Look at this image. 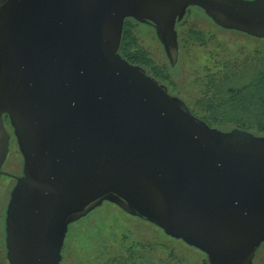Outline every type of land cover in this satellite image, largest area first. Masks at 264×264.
<instances>
[{
    "label": "water",
    "instance_id": "obj_1",
    "mask_svg": "<svg viewBox=\"0 0 264 264\" xmlns=\"http://www.w3.org/2000/svg\"><path fill=\"white\" fill-rule=\"evenodd\" d=\"M189 7L264 40V0H0V117L23 160L5 210L8 264H59L67 227L102 202L207 264H252L264 136L208 127L117 52L129 19L151 26L173 67Z\"/></svg>",
    "mask_w": 264,
    "mask_h": 264
},
{
    "label": "rangeland",
    "instance_id": "obj_2",
    "mask_svg": "<svg viewBox=\"0 0 264 264\" xmlns=\"http://www.w3.org/2000/svg\"><path fill=\"white\" fill-rule=\"evenodd\" d=\"M183 20L182 30H194L201 40L194 36L183 38L181 28H178L177 58L171 68L150 26L129 21L128 29L136 47L133 51L139 56L145 55L156 72L165 77L163 84L169 92L192 110L195 102L201 99V83L204 89L211 86L205 79V83L199 79L206 70L208 75H215L220 69L219 76L224 74L231 78V71L240 69L239 79L244 82L249 68L258 71L264 67V40L218 29L195 9H191ZM209 36L212 38L204 40ZM223 62H227V69L231 62L230 72L223 71ZM217 63L220 66H216ZM233 79L238 82L237 77ZM67 231L60 264H200L205 259L199 251L165 236L155 226L123 213L108 202H102L70 224ZM252 264H264V242L256 250Z\"/></svg>",
    "mask_w": 264,
    "mask_h": 264
},
{
    "label": "trees",
    "instance_id": "obj_3",
    "mask_svg": "<svg viewBox=\"0 0 264 264\" xmlns=\"http://www.w3.org/2000/svg\"><path fill=\"white\" fill-rule=\"evenodd\" d=\"M129 21L132 20L123 22L117 52L122 59L129 63L149 67L145 55L141 54L139 56L133 51L136 47H134L128 29ZM263 68L258 71H255L254 67L249 68L247 70V80L244 82L239 79L242 75L240 69L235 72L231 71V78L223 76L216 85H212L215 81H210L208 84H211V86H207L203 92L205 98L207 95L209 97L195 102L193 114L211 128L219 130L236 128L255 136H264ZM233 77H237V83L234 82ZM200 264H207L206 260L202 259Z\"/></svg>",
    "mask_w": 264,
    "mask_h": 264
},
{
    "label": "flooded vegetation",
    "instance_id": "obj_4",
    "mask_svg": "<svg viewBox=\"0 0 264 264\" xmlns=\"http://www.w3.org/2000/svg\"><path fill=\"white\" fill-rule=\"evenodd\" d=\"M191 9L199 10L198 8H195V7L187 8L183 18L179 22L175 23L174 31H175V34H177L176 30H178V28H181V35L183 36V38H189V37L192 38L194 36V38H197V39L201 40V36L198 35L194 30H188V28L186 30L183 29L184 31L182 30V28L184 26L183 25L184 24V22H183L184 20L183 19L185 18L186 14L189 13V11ZM199 11H201V10H199ZM127 20H129V19H127ZM212 25H214V24L212 23ZM147 26H149V25H147ZM215 27L218 28L217 26H215ZM218 29H220V28H218ZM207 38L210 39L212 37L211 36L206 37L204 40H206ZM248 38H250V37H248ZM252 39H254V38H252ZM257 40H260V39H257ZM166 61H167V59H166ZM146 62H147L148 65H150L149 67H145L143 65L133 64V63H129V62L128 63L131 64V65L138 66L141 70L144 71V73L147 76H149L154 81H156L157 84H159L160 86H163L169 96L177 98V96L171 94L169 92V90L167 89V87L163 84L165 82V80H166L165 77H162L163 74L160 73V72H159L160 74L156 72L155 68L151 65V63L149 62L148 58H146ZM218 65L219 64L217 63L216 66H218ZM228 65L230 66V69L226 68L227 67V62L226 63L223 62L221 64V67L224 68V70H223L224 72H225V70L227 72L231 71V62H229ZM169 67L171 68L170 65H169ZM162 71H164V68L162 69ZM164 73H165V71H164ZM206 73H205L206 75L201 73V75L199 76V79L201 80V82H204V79L208 83L210 81L211 82L215 81V85L218 84L219 79H222V77L225 76L224 74H222V76H219L220 69H219V71L217 73H215V75L214 74H211V75L209 74L208 75V70H206ZM201 88H202V90H201V93H200V97L203 100L205 98L204 94H203L205 89L202 86V83H201ZM178 99H180V98H178ZM181 101L185 104V102L183 100H181ZM185 106H186V108L188 109V111L190 112V114L192 116H194L196 119L200 120L199 118H197L193 114V110H192V108L190 106H188L187 104H185ZM0 118H1L2 128H3V130H4L5 134H6V146H5V148L3 146V143L2 144L0 143V264H8V262L6 260V250H5V225H4L5 210H6V206H7V203H8L10 191H11L12 187L14 186V184L16 182V179L21 177V175H22L23 160H22V157H21V155L19 153L15 138L13 136V131H12L10 125H9L7 117L5 115H1ZM67 232H66L64 240H63V245H64V241H65ZM63 245H62V248H61V252H62V249H63ZM61 252H60V254H61ZM61 260H62V258H61Z\"/></svg>",
    "mask_w": 264,
    "mask_h": 264
}]
</instances>
